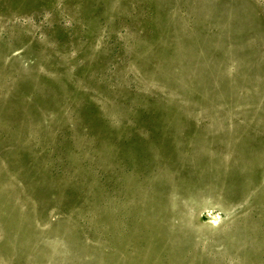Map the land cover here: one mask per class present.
<instances>
[{
    "label": "rangeland",
    "instance_id": "rangeland-1",
    "mask_svg": "<svg viewBox=\"0 0 264 264\" xmlns=\"http://www.w3.org/2000/svg\"><path fill=\"white\" fill-rule=\"evenodd\" d=\"M0 264H264V0H0Z\"/></svg>",
    "mask_w": 264,
    "mask_h": 264
}]
</instances>
